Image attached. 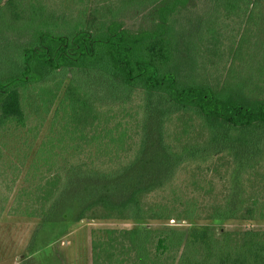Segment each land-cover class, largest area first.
<instances>
[{
  "label": "trees",
  "instance_id": "1",
  "mask_svg": "<svg viewBox=\"0 0 264 264\" xmlns=\"http://www.w3.org/2000/svg\"><path fill=\"white\" fill-rule=\"evenodd\" d=\"M195 1L71 0L69 28L37 30L0 75L1 135L28 129L43 85L74 133L53 181L21 190L16 206L41 223L19 264H66L55 243L86 219L135 224L92 232V264H264V229L213 228L264 224V0H206L201 16ZM128 6L146 9L145 28L121 20ZM218 161L221 194L203 177ZM178 180L181 208L152 200ZM172 220L188 226L149 227Z\"/></svg>",
  "mask_w": 264,
  "mask_h": 264
},
{
  "label": "rangeland",
  "instance_id": "2",
  "mask_svg": "<svg viewBox=\"0 0 264 264\" xmlns=\"http://www.w3.org/2000/svg\"><path fill=\"white\" fill-rule=\"evenodd\" d=\"M58 1L6 0L0 4V75L4 77L7 74L8 68L6 67L15 65L20 49H22L25 42L31 40L37 30L42 31L50 28L52 31H60L63 30L62 25L65 23L67 29L69 28V17L68 15L64 16L62 13L66 9L64 4H66V7L70 6L71 0L62 1L59 5L53 4L58 3ZM206 4V0L195 1L191 7L192 13L195 16L204 13L203 10L206 11L207 9ZM142 11L143 9H137L135 6H128L121 13V20L133 30L145 28L148 24L147 11L146 9ZM238 24L240 23L237 21L236 27H230L229 31L224 33L225 41L228 38L232 40V36L237 33ZM231 29L232 32H230ZM229 44L231 45V41L230 43H225L224 46ZM223 50L225 49L223 48ZM225 67H228V65ZM224 70L227 69L224 68ZM64 87L65 85L62 90ZM41 88L40 102L38 103L37 101L36 103L38 111L35 112L36 114L34 111H30L27 114L29 118L28 129L25 131L20 126L18 129L14 127L9 133L1 135L2 132H0V189L2 191L1 196L7 200L5 205L3 201H0V205L4 207L3 212L0 214V264H19L23 259L29 257L31 252H29L28 246L36 228L41 223L37 216L28 213L26 201L16 206L22 194L21 190L26 187L32 191L33 188L30 187L32 181H35L37 185H42L45 182H48L49 185V182L53 181V164L59 158L65 156L66 159L69 158V147L72 143L71 136L74 133L70 131L72 120L68 104L64 106L63 100L60 99L61 102L60 100H55L50 108L49 106L52 103H47V100L53 99L54 96L47 93L46 85ZM60 96L61 92L58 97ZM27 97L35 101L34 97L29 95ZM32 101L27 103L32 105ZM33 105L36 109V105ZM48 109H50L49 115L47 113ZM32 114L36 117L35 119L32 118ZM47 116L46 124L44 126L41 125ZM30 117L34 124L41 127L40 129H33V125H30ZM49 121L52 124V129L49 140H46ZM32 147L35 151L33 154H31ZM224 169L222 161H218L213 165V170L209 169L207 177L203 176L207 181L209 179L212 180V190L215 194H221L225 189V179H221ZM182 174H180L181 177L183 176ZM174 187L175 191L170 192L168 189L159 196L158 194L155 195L152 200L176 203L181 208L185 200L184 197L188 194V189L185 188L180 180L176 182ZM27 199L29 200V198ZM202 199V196L198 198L199 203H202ZM206 199L210 200V195ZM164 225L177 229H185L188 226L186 222L181 221H174V223L171 221L168 223H149V227L152 228ZM134 226L135 224L130 221L86 219L71 226L68 229L70 232L61 236L55 243V247L66 264H92L90 250L92 232L106 228L130 229ZM235 227L264 229V224L245 223L238 225L228 223L213 226L216 233L221 231L220 229L227 230Z\"/></svg>",
  "mask_w": 264,
  "mask_h": 264
},
{
  "label": "built area",
  "instance_id": "3",
  "mask_svg": "<svg viewBox=\"0 0 264 264\" xmlns=\"http://www.w3.org/2000/svg\"><path fill=\"white\" fill-rule=\"evenodd\" d=\"M171 222H173V223H174V220H172Z\"/></svg>",
  "mask_w": 264,
  "mask_h": 264
}]
</instances>
